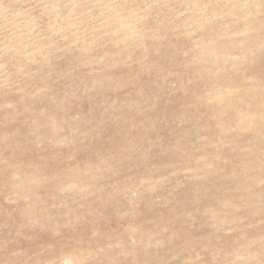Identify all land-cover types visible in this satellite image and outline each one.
Wrapping results in <instances>:
<instances>
[{
  "label": "rangeland",
  "instance_id": "rangeland-1",
  "mask_svg": "<svg viewBox=\"0 0 264 264\" xmlns=\"http://www.w3.org/2000/svg\"><path fill=\"white\" fill-rule=\"evenodd\" d=\"M0 264H264V0H0Z\"/></svg>",
  "mask_w": 264,
  "mask_h": 264
}]
</instances>
